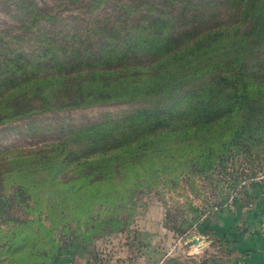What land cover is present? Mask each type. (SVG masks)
<instances>
[{
  "label": "trees",
  "instance_id": "1",
  "mask_svg": "<svg viewBox=\"0 0 264 264\" xmlns=\"http://www.w3.org/2000/svg\"><path fill=\"white\" fill-rule=\"evenodd\" d=\"M79 2L66 0L52 13L34 2L18 7L30 22L24 27L34 29L42 19L57 23L59 12ZM115 12L86 38L75 33L58 44L49 37L40 52L10 50L0 39V125L38 113L144 104L69 132L48 151L3 152L0 264H53L64 238L90 243L123 232L135 196L161 187L177 192L182 182L195 192L198 179L229 175L232 159L264 143V0H131ZM59 172L67 176L58 179ZM178 196L188 202L175 204L193 218L185 210L166 218L183 237L203 213ZM12 203L25 218L2 219ZM124 210L127 219L118 217Z\"/></svg>",
  "mask_w": 264,
  "mask_h": 264
},
{
  "label": "rangeland",
  "instance_id": "2",
  "mask_svg": "<svg viewBox=\"0 0 264 264\" xmlns=\"http://www.w3.org/2000/svg\"><path fill=\"white\" fill-rule=\"evenodd\" d=\"M18 1L20 0H0V39L8 43L7 48L10 50L24 47L25 54L31 50L40 52V43L49 37L54 38L58 44L71 41L70 37L75 33L86 38L88 35L85 32L98 21L115 19L116 4L131 3V0H109L96 7L95 4L88 3L100 0H80L74 10L59 12L57 23L42 19L32 29V26L24 27L30 22L26 16L20 17L24 13L18 7ZM64 1L66 0H21L26 4L34 2L40 8H47L49 13L60 8ZM83 6L89 9L85 10ZM16 37H19L18 43L9 41ZM261 59L264 60V54ZM143 106L144 104H113L59 110L38 113L0 125V165L6 168L7 157L3 155L4 151H14L13 156L19 152L26 154L39 150L48 151L67 139L69 132L101 123L108 117L123 118ZM253 152L249 157L240 156L234 161L232 159L228 163L229 175H222L218 171L213 180L198 179L195 192L191 189L192 183L182 182L185 189L178 188L177 192L161 187L150 193H140L134 198L132 218L128 219V227L123 232L94 236L90 243L77 237H69L67 240L64 238L63 242L66 243H61V254L53 264H165L170 259H179L180 264H208L211 261L219 263L232 253L233 239H230L229 232L224 234L216 229L218 213L224 210L230 212L233 218V206L245 207L250 199L249 192L261 190V183L264 182V143L254 146ZM62 176L66 177V172L57 174L58 179ZM4 189L0 182L1 197L4 196ZM13 192L14 188H9L6 195L12 197ZM178 194L189 196L203 213L199 224L183 237L171 229L176 225L172 218L184 210L189 219L194 215L186 212V206L179 208V204L184 205L188 201L185 196ZM225 197L229 198L228 202L218 207ZM177 201L179 204H175ZM93 204L95 205L94 202ZM167 211H170L172 218H166ZM129 215L130 212L124 210L118 217L127 219ZM18 217L25 218V213L17 204L12 203L2 219ZM170 220L172 223L169 224L167 221ZM183 220H186L184 216L180 221ZM0 229L7 232V225L2 220ZM1 244L2 242L0 247ZM4 259L6 260V256L0 258V261Z\"/></svg>",
  "mask_w": 264,
  "mask_h": 264
},
{
  "label": "crops",
  "instance_id": "3",
  "mask_svg": "<svg viewBox=\"0 0 264 264\" xmlns=\"http://www.w3.org/2000/svg\"><path fill=\"white\" fill-rule=\"evenodd\" d=\"M261 186V190L249 192L245 207L233 206V218L230 212L218 213L215 227L224 234L229 232L233 251L219 263L208 264H264V182Z\"/></svg>",
  "mask_w": 264,
  "mask_h": 264
},
{
  "label": "built area",
  "instance_id": "4",
  "mask_svg": "<svg viewBox=\"0 0 264 264\" xmlns=\"http://www.w3.org/2000/svg\"><path fill=\"white\" fill-rule=\"evenodd\" d=\"M263 231H264V225H263Z\"/></svg>",
  "mask_w": 264,
  "mask_h": 264
}]
</instances>
